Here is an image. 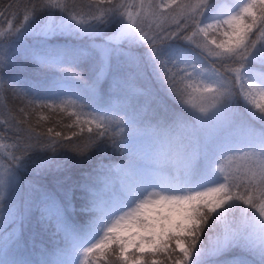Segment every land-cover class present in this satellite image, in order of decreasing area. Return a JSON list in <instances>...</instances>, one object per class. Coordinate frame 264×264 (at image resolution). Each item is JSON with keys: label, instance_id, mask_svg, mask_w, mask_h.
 I'll list each match as a JSON object with an SVG mask.
<instances>
[{"label": "snow or ice", "instance_id": "snow-or-ice-1", "mask_svg": "<svg viewBox=\"0 0 264 264\" xmlns=\"http://www.w3.org/2000/svg\"><path fill=\"white\" fill-rule=\"evenodd\" d=\"M75 7L74 0H40L25 8L18 25L0 27L7 49L0 56V83L18 54L57 70V84L30 86L28 105L53 108L61 97H75L81 110H93L72 113L79 133L85 131L81 125L89 134L95 129L87 144L77 146L76 131L68 136L49 128L41 135L27 121L15 122V151L8 153L7 169L0 165V264H88L97 252L113 257L112 264H264V42L257 36H264V0H241L228 9L222 0H196L195 7L190 0H88L87 18ZM186 30L191 35H181ZM58 36L90 43L58 46L52 42ZM181 39L191 47L175 42ZM134 46L145 53L138 55ZM204 49L217 59L209 60ZM89 61L85 79L79 69ZM217 62L238 67L225 78ZM146 70L170 98L191 109L161 105L149 112L131 105L136 95H151L136 85ZM109 79L131 112L103 106ZM208 128L214 135L197 134ZM104 142L123 153L121 162H99L67 190L61 187L62 196L24 178L63 170L59 150L88 159ZM77 188L82 222L71 218ZM33 208L61 243L54 254L41 248L13 256ZM230 252L239 255L220 260Z\"/></svg>", "mask_w": 264, "mask_h": 264}, {"label": "trees", "instance_id": "trees-1", "mask_svg": "<svg viewBox=\"0 0 264 264\" xmlns=\"http://www.w3.org/2000/svg\"><path fill=\"white\" fill-rule=\"evenodd\" d=\"M228 3H231V0H222ZM71 2V0H69ZM75 2V11L77 13L84 14V18H87V13L85 12V8L88 5V0H74ZM188 2V0H186ZM190 2L195 7L196 0H190ZM40 0H0V10H4V16L0 17V27H3L5 30L7 28V22L11 21L14 25H18L20 22L23 21V15L25 12L26 7H30L32 4H38ZM11 5V8H9ZM53 11L58 13V9H54ZM134 11V9H133ZM92 12H95V8L92 9ZM57 20H59V15H57ZM194 30V29H193ZM111 35V32L109 33ZM191 35V31H187L186 33H181V35ZM258 39L261 42H264V36H259L257 34ZM193 39L199 40V37H193ZM29 43H31V38H29ZM54 44L58 46H87L90 42L87 37L84 38H75V37H67V36H58L54 38L52 41ZM179 43L183 47H191L190 44H187L184 40L175 41ZM4 44L0 43V46ZM133 51L136 52L138 55H142L143 52L146 50L140 46H134ZM203 54L207 56L209 59L212 58L208 53L207 49L203 50ZM217 58L213 57V60ZM15 65L14 67L7 70V74L2 82L3 84V93L5 95V99L7 105L10 106V109L13 107L15 100L13 99L12 95H10L12 90L16 91H23V93H27V95L32 98V92L29 91L31 85H38L39 88L43 89L49 86H53L57 84L58 81V73L53 74L52 76H47L46 78H42V80L35 81L29 80L26 76H24V69L27 68L29 65L30 67L34 64L30 60H27L23 57V55H16L15 57ZM38 66V65H37ZM91 62H85L82 64L81 68L79 69L81 72L85 73V79L91 75L90 72ZM238 67V65H228L225 66L222 62H217L215 64V68L219 71V73L226 77L231 76L233 73L230 72L229 68ZM173 72L174 69H171ZM174 73V72H173ZM177 78V76H176ZM9 79L18 81L19 83L16 85L10 86L8 81ZM178 80V79H177ZM137 87L147 89L151 95H136L135 99L130 101V104L135 106L138 111H152L156 108H159L161 105H166L167 108L171 111L180 112L186 108L185 104L178 103L174 99L170 98L162 88V85L159 81L154 80L151 77L150 70H146L138 75L136 79ZM182 87V85H181ZM102 104L106 109L110 110H122L123 108L127 107L129 112H131L132 108L129 106V103L125 102V97L123 94L115 95L113 94V90L111 88V80L109 79L103 84V91H102ZM67 96L61 97L65 98ZM68 98H75V97H68ZM188 97H185V100ZM63 120L56 119L53 121L52 125H48V127H41L36 124L31 125L34 128L36 133L44 135L47 133L49 128L53 129V132L60 131L65 135L70 136L72 131H76L78 135L73 137L74 144L77 146H83L89 142L90 135L85 129L84 133H79V126L72 122V119L66 115H62ZM21 121V118H17L14 121L13 133L12 131L8 132L7 128L3 127L1 132V138L6 137L5 144L12 145L15 143V122ZM44 123V122H43ZM23 125V126H27ZM68 125H72L73 127L69 128ZM197 134L200 136L204 135H214V130L212 128H208L207 130H197ZM10 135V137H9ZM67 143V141H65ZM17 155L21 154L19 152H15ZM42 155V153H41ZM48 155H52V153H48ZM88 159H85L79 156L76 152L72 151L69 148H64L59 150V155L57 159L61 162L66 161V165L63 170L61 171H50L45 174H34V173H25L24 178L26 181H32L36 183L38 186L47 189L48 191H59V194L62 196L64 194L61 191V187L64 190H67L69 187L73 185L74 182L81 180L85 175L92 171V169L101 161L107 164L109 162H115L119 164L121 162V158L123 157V153L114 149L111 146L110 142L101 143L96 149L88 153ZM66 177H70V180H66ZM61 182L63 184L61 185ZM83 203V195L81 191L77 188L74 189L72 204L74 206V212H72L71 218L75 221L82 222L83 213L80 211L81 205ZM21 235V243L14 248H11V254L16 257H26L30 254H35V252L41 248L48 249L50 253L54 254V251L61 243L60 238L53 234V227L50 223L42 221L40 219V212L38 209L33 208L31 216L24 222ZM98 253V254H97ZM95 254H91L90 256V263L91 264H112L113 257H110L107 253L101 255L99 252ZM239 255L238 252H230L226 253L220 257V260L229 261L233 257ZM158 259H163V256L157 257Z\"/></svg>", "mask_w": 264, "mask_h": 264}, {"label": "rangeland", "instance_id": "rangeland-1", "mask_svg": "<svg viewBox=\"0 0 264 264\" xmlns=\"http://www.w3.org/2000/svg\"><path fill=\"white\" fill-rule=\"evenodd\" d=\"M160 2H164V0H160ZM241 0H231V3H228L226 1H222L223 7L225 9H228L230 7H232L234 4L236 3H240ZM246 2V0H245ZM85 12L88 13L89 9L88 7H86ZM135 11V9H134ZM203 26V25H201ZM145 31H148L147 29H145ZM148 35L151 36L152 33L148 32ZM7 52L6 46L2 45L0 46V56H4ZM145 52L142 53V55ZM209 60H213V57ZM16 62H14L10 68L14 67ZM184 65H181L180 68H184ZM198 67H200V65H198ZM9 68V69H10ZM8 69V70H9ZM174 69V73L177 76V79L180 80L181 78V74L180 71L178 69ZM217 70V69H216ZM80 71V70H79ZM189 71H191V69H189ZM59 72L57 70L54 69H42L37 65H33L30 67V65L24 69V76H26L27 78H29V80H35V81H39L42 80V78H46L47 76H52L53 74H56ZM198 79L195 80H185L184 83H191V84H196L198 83ZM183 86V85H182ZM3 84L0 83V145H3V147H0V156H2V158H0V165L3 166L4 169H7V167L10 164L11 161V156L8 155V153H12L14 152V148L11 147L10 145L5 144V139L1 138V132L3 130V127L7 128V131L10 132L13 130L12 125L14 124V121L17 118H21V121H27L30 122L31 125H38L41 127H48V125H52L53 121H55L56 119H60L63 120V116L62 115H66L68 117H70L72 119V122L74 124H77L76 120H75V116L72 115L73 112L76 113H80L81 111H83V113L87 114L91 111H93L92 109H88L85 108L83 110H81L79 108L78 105L74 104L73 101H75V98H60V100H64L65 103L63 105L64 110L61 111L60 110V100H57L54 102V107L53 108H35V110L32 109V107H30L28 105V101L31 99V97L29 96H24L25 94L23 93V91L21 90L16 91L15 89L11 91L10 95H12L13 99L15 100V103L13 105V107L10 109V106L7 105L6 99H5V95L3 93ZM188 100V98L186 99ZM193 103H195V101H192ZM48 103H53L52 101H48ZM186 108L191 109V104H185ZM24 109L25 111L22 113L20 111V109ZM85 116H81V120L85 119ZM44 122V123H43ZM48 124V125H47ZM83 126L85 129H87V125H81ZM11 129V130H10ZM13 133V131H12ZM10 137V135H9ZM16 154V153H15ZM17 155V154H16ZM20 155V154H19ZM17 155V156H19ZM98 254V253H97ZM91 255V254H90ZM87 257V261L88 264L90 263V257Z\"/></svg>", "mask_w": 264, "mask_h": 264}, {"label": "bare ground", "instance_id": "bare-ground-1", "mask_svg": "<svg viewBox=\"0 0 264 264\" xmlns=\"http://www.w3.org/2000/svg\"><path fill=\"white\" fill-rule=\"evenodd\" d=\"M179 80V79H178Z\"/></svg>", "mask_w": 264, "mask_h": 264}]
</instances>
